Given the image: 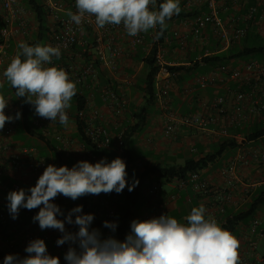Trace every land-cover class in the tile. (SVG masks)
I'll use <instances>...</instances> for the list:
<instances>
[{"label":"crops","instance_id":"0c3cea01","mask_svg":"<svg viewBox=\"0 0 264 264\" xmlns=\"http://www.w3.org/2000/svg\"><path fill=\"white\" fill-rule=\"evenodd\" d=\"M232 0H218L219 8L225 3H231ZM241 1V0H240ZM242 2V1H241ZM204 0H179L181 14L169 25V33L171 39L166 46L162 47V56L165 66H186L190 67L192 59L198 60V55L203 54L204 49H210L213 54H221L228 52L232 46L238 44L227 45L219 35L212 29H207L198 37L193 33V23L199 12H206ZM236 16L239 17L242 12L235 10ZM234 12V13H235ZM223 13V12H222ZM234 13H223L225 24L229 29L234 27ZM178 15V14H174ZM259 32V31H258ZM175 33L179 35L176 36ZM143 36L141 44L144 42L146 46L141 48V44L134 47L132 45L130 35L123 28L122 36L119 40L122 53L117 58L118 75L116 79L110 76V58L111 54L105 45H101L98 49L89 48L87 52L79 46L76 50L65 54L62 61H58L63 65L76 67L81 61V57H88L97 63L98 74L95 78L87 80L84 84L76 86L78 93L86 101L85 107V124L88 128H104L111 136L110 145L96 146L89 144L82 139L79 133L78 123L71 115V109H67L66 113L69 117L68 124L61 125L57 120L47 131L43 132L48 138L49 144L42 141L39 137H30L26 134L14 136L16 145L14 149L21 146H31L36 151L39 160H43L56 167L67 166L69 169L79 161H88L92 164L106 158L111 162L118 157L117 139L120 134H124L128 127L137 123L136 114L140 112V108L146 104V96L143 91L142 78L148 72L145 59L153 46L152 36L155 29L148 32L140 33ZM264 38L263 35H260ZM86 35L84 36V38ZM264 42V39L262 40ZM261 62L264 61L259 59ZM250 60L239 59L234 64H228L225 67L216 68L205 73L218 74L217 85L209 87L206 90L198 89V78L201 73L198 70L189 73L182 71L178 75L166 73L162 70L157 77V95L156 105L149 110V118L143 128L132 133L128 140V156L125 163H138L141 168V176L143 181L151 179L150 186L158 181L159 178L145 171L160 163L164 166L183 164L189 158L203 159L207 155L214 153L219 140L223 138H234L239 141L240 145L235 153L225 152L218 162L209 168L200 172L203 180L209 184L207 191H199L193 186L187 190L176 192L177 199L173 200V193L167 183H164L161 194L158 197L149 198L147 201L140 203V183L134 188L138 189V197L135 203L132 220H138L144 217H159L162 214L172 216L180 222H186V217L190 215L193 207L204 205L206 213L213 211L216 207H222L224 213L217 218L221 221L233 214H236L246 208L254 201L257 193L264 192V163L259 161V154L264 144L257 146H245L243 143V131H248L256 120L247 118L240 125H236L235 111L232 104H227L220 112L216 113L205 107V104L216 95L225 91L228 86L236 85V82L225 81V76L233 73L237 69H242ZM264 64V62H262ZM3 70L0 73V83L3 82L2 92L5 97L9 95L5 92L6 78L3 76ZM101 73H106V79H102ZM69 73L70 80L73 81ZM167 89V95H161L162 89ZM108 92H115L119 96V103H113L108 99ZM118 109L120 113H118ZM204 116L206 118L214 116L215 123L205 127L192 126L185 129L184 135L179 138H168L165 136L164 128L168 121L182 115ZM35 118L38 115L35 114ZM16 131L20 130L22 120H15ZM225 128L228 132L226 135L221 134V129ZM85 129V130H86ZM73 139L72 143L68 140ZM18 143V144H17ZM24 144V145H22ZM94 146V147H93ZM97 147L98 149H95ZM14 151V150H13ZM139 152L146 155L139 156ZM10 155V151H4L1 155L2 160H6ZM226 167L233 168V182L228 184V180L223 171ZM128 170L126 165V171ZM43 172H29L23 174L14 172L6 174L0 178V210H4L9 214L8 210V191L20 187L27 190L34 187L39 176ZM127 188V186L125 187ZM128 189V188H127ZM132 192V191H131ZM30 194V193H29ZM103 194L85 195L76 200L66 198L58 194L52 201L57 204L63 215L57 218L64 220L68 213L77 205L87 203L83 208V214L92 213L98 217L99 222L107 221V211L110 206L103 199ZM122 193H109L112 200H118ZM119 204H122L118 200ZM42 207V205H41ZM39 208V207H38ZM120 210V208H118ZM26 209L21 208L18 218L9 222V225L3 231V239H0V259L7 254V242L10 241L14 245L12 254L18 255L20 258L27 256L25 252L26 246L29 244V237L36 236V239H43L47 246V253L51 256L59 257L60 264H67L64 259L65 250L68 245L73 246L79 251L78 243L65 242L58 246L56 241L63 235L57 229L41 230L38 222H33L26 215ZM73 214V221L75 216ZM260 219L264 222V206L258 211L256 217L245 224H237L232 229V234L239 241L238 254L239 258H245L251 252V242H256L257 250L255 254V264H264V236H252L249 228L251 223ZM68 228L71 231H68ZM65 229L70 233H77L79 226L68 224L65 222ZM94 229L90 225V230ZM101 239L112 237L111 231L102 227L99 229ZM65 247V248H64ZM65 249V250H64ZM0 264H2L0 262Z\"/></svg>","mask_w":264,"mask_h":264},{"label":"clouds","instance_id":"9594fccd","mask_svg":"<svg viewBox=\"0 0 264 264\" xmlns=\"http://www.w3.org/2000/svg\"><path fill=\"white\" fill-rule=\"evenodd\" d=\"M76 8L75 13L67 12L76 25L82 23L85 14L94 16L101 28L123 24L130 36L146 33L159 25L157 38L167 27L166 20L181 11L179 0H165L158 8L156 0H76ZM18 47L21 51L3 72L6 81L16 89L17 97L26 98V102L34 105L36 115L51 122L58 120L66 126L69 122L66 110L71 107L70 101L77 89L63 68L49 66L54 59H60L59 47L29 46L25 42ZM3 87L0 83V89ZM8 102L0 92V130L6 122L21 118L19 111L14 117L5 114ZM127 175L126 163L120 157L111 162L103 158L95 164L79 161L71 169L49 164L27 192L21 188L8 193L9 214L15 220L21 208L39 207L33 222H38L41 230L57 229L63 233L56 241L58 246L65 242L78 243L79 251L69 247L65 254L67 264H239L238 239L222 228L216 218H206L203 204L191 209L186 222L166 214L144 221L133 220L131 232L124 241L114 237L101 239L98 229L90 230L94 214H83L82 205L71 209L64 220L57 218L63 215L60 207L52 202L58 194L76 200L88 194H120L126 186L131 192L139 181L133 179L129 184ZM73 214H77L74 221ZM65 222L78 225L79 231L67 232ZM103 226L115 231L117 225L104 221ZM25 252L28 255L23 258L6 255L3 264H60L59 257L47 253L43 239L30 241Z\"/></svg>","mask_w":264,"mask_h":264},{"label":"built area","instance_id":"2783aa9c","mask_svg":"<svg viewBox=\"0 0 264 264\" xmlns=\"http://www.w3.org/2000/svg\"><path fill=\"white\" fill-rule=\"evenodd\" d=\"M208 5V11L198 15L194 20L193 33L196 36H200L202 32L207 29L214 30L221 40L227 45L241 44L248 34V25L251 22H255L259 26L260 35L264 36V12L255 18L258 13V8L255 6H248L246 12L239 17L236 16L235 10L243 13L245 10V4L240 0H232L231 3H225L222 7V11L219 8L218 0H204ZM40 5L43 7L48 15L49 27H50V39L46 45L59 47L61 56L59 60L54 59L53 64L49 66H59L63 68L68 74L72 76L73 82L77 85L84 84L87 80L93 79L97 76V63L86 57H81V61L76 67L63 65L58 63L65 58V54L76 50L79 46L84 52H87L89 48L98 49L101 45H105L107 50L111 54L110 62V78L116 79L118 75L117 58L121 55L122 50L119 45L120 37L122 36L123 24L121 25H105L104 27H98L95 22V17L85 14L82 23L76 25L71 21L67 12L71 10L73 13L77 12L76 0H40ZM234 13L233 21L234 27L229 29L225 24L223 13ZM0 16L3 21V25L0 27V73L6 70L7 66L11 63L13 58L21 50L18 45L20 42L27 41L36 29L35 14L30 8H28L24 0H0ZM156 30V28H155ZM88 32L93 33L94 40L87 42L84 36ZM178 36V33H175ZM25 39V41H22ZM132 45L134 47L141 44L143 36L139 33L136 36H130ZM162 47L159 48L158 61L163 66L166 73H169L164 65V58L162 56ZM210 49H204L203 54L198 56V61H201L203 57L213 55ZM234 80L236 85L228 86L221 94L216 95L209 100L205 107L218 113L227 104H232L235 111V124L240 125L243 120L252 118L253 120L264 123V64L257 58L250 60L242 69H237L233 73L225 76L226 82ZM218 74H203L198 78V89L206 90L209 87L217 85ZM7 92V90L5 91ZM161 95L168 94L167 89L161 90ZM9 102L5 109V114L9 116H15L17 111L20 110V105L17 104L12 95L5 97ZM35 99V97H33ZM108 99L113 103H119V96L115 92H108ZM33 123L41 131L45 132L54 123L48 119L38 118L35 116V107L32 105ZM118 113L120 110L118 109ZM78 118L81 121L85 119V109L78 112ZM216 118L204 117L201 115H182L168 121L164 128L165 136L168 138H179L184 135L187 127L198 126L205 127L212 123H215ZM85 122V121H84ZM16 133L15 120L12 122H6L5 127L0 130V178L6 174L14 172H21L23 174L29 172H43L48 166V163L39 160L36 156L34 148L23 147L16 148L14 136ZM87 137L91 143L96 146L110 145L111 136L110 133L104 128H88L85 130ZM228 132L225 128L221 129V134L226 135ZM73 139L68 140V143H72ZM14 150V151H13ZM4 151H10V155L6 160H2L1 155ZM117 152L118 157L125 161L126 149L123 139V134H120L117 139ZM259 161L264 163V147L259 154ZM228 180V184L233 182V168L226 167L223 171ZM164 183H167L174 195L172 199H177L176 192L187 190L190 186H193L199 191H207L209 184L203 180L200 173H193L185 179H172L171 181L158 180L155 181L149 188V195L151 198L158 197L161 194ZM20 187H16L13 190H19ZM8 192L13 191L10 188H6ZM103 199L110 206L107 211L108 220H117L120 216V210L113 203L114 200L109 199V193L103 194ZM224 213L222 207H216L213 211L205 214V217L212 216L214 218H220ZM152 217H144L140 221L149 220ZM227 219L221 221V227L224 228L227 224ZM11 218L9 214L0 210V239H3V231L9 225ZM225 229V228H224ZM252 236H264V222L260 219L254 220L249 228ZM131 232V231H130ZM129 232V234H130ZM36 239L35 235L29 237V242ZM7 242V254H12L14 245L8 240ZM73 247L72 244L68 245ZM65 248V247H64ZM257 244L251 242V252L245 257L240 259L239 264H255ZM5 255V256H6ZM4 256V257H5ZM4 257L0 259L3 264Z\"/></svg>","mask_w":264,"mask_h":264},{"label":"trees","instance_id":"16d2710c","mask_svg":"<svg viewBox=\"0 0 264 264\" xmlns=\"http://www.w3.org/2000/svg\"><path fill=\"white\" fill-rule=\"evenodd\" d=\"M242 3H246L245 10L242 14L246 12V8L248 6H255L258 8V13L255 15V18H259V16L264 12V0H241ZM165 2V0H156V7L158 8L159 4ZM25 5L30 8L35 14L36 20V29L34 30L32 36L25 41L29 46H34L36 44L46 45L50 39V27H49V19L48 15L40 5V0H24ZM206 12L208 11V5L205 6ZM203 13V12H202ZM198 11V15L202 14ZM173 15L170 19L166 20L167 27L163 30V34L159 35L157 38V34L160 32V27L157 25L155 34L152 36L153 46L151 47L146 59L145 65L148 70L145 76L142 78L143 83V91L146 96V104L140 108V112L136 114L137 123L128 127V130L123 134L125 149H126V158L128 156V140L132 133L140 131L145 125L147 119L149 118V110L152 109L158 100L157 95V77L159 73L162 71L163 66L158 61V53L159 48L166 46L167 42L171 39V35L169 33V25L180 16ZM3 25V21L0 16V27ZM259 26L253 21L248 25V34L247 37L241 44L236 46H232V48L228 52H223L221 54H213L203 57L201 61H196L195 57L192 59L190 67L186 66H165L169 73L173 75H178V73L185 71L187 73L198 70V73L205 74L219 67H225L228 64H234L239 59L252 60L254 58L264 60V42L263 38L260 36ZM87 42H92L94 40V35L91 32H88L86 37L84 38ZM146 44L143 42L141 44V48L144 49ZM199 56V55H198ZM23 59V57H21ZM264 62V61H262ZM102 79H106V73H101ZM5 87L7 92L12 95L14 101L20 105L19 112L21 113L22 125L20 130L16 131L15 136L26 134L32 137H39L42 141L49 144L48 138L44 136L33 123V113H32V104L26 102V98H19L15 95L16 89L13 88L9 82L5 81ZM71 103V115L75 117L78 123V129L80 136L82 139L86 140L89 144H91L90 139L87 137L85 133L86 124L84 121H81L78 118V112L80 110L85 109L86 101L83 99L78 93L70 101ZM244 140L243 143L245 146H257L259 144H264V123L260 121H256L253 126L248 131H243ZM18 144V143H17ZM24 145V144H22ZM239 141L234 138H223L219 140L216 145L215 151L212 154L207 155L203 159H194L189 158L185 160L183 164L177 165H168L164 166L160 163L155 164L154 166L148 168L145 171V175L148 173L153 174L159 178V180L171 181L172 179H185L193 173H200L201 171L209 168L211 165L215 164L219 161L222 155L225 152L235 153L239 148ZM29 147V146H21ZM94 147V146H93ZM31 148V146L29 147ZM95 149H98L95 147ZM143 181V178L140 179V183ZM152 181V180H151ZM151 183V182H150ZM92 195V194H90ZM138 197V189L129 192L127 188H125L122 192V195L118 198L122 204L118 203V200H114L113 203L117 208H120V216L117 220H108L109 222L115 223L116 229L111 231L112 237L119 241H124L126 236L131 231V220L134 213L135 203ZM112 200V197H109ZM87 205L86 202L83 204V208ZM264 206V192L257 193L254 201L246 208V210H242L236 214H233L231 217H228L227 224L224 227L232 233V229L239 223L247 224L252 219H254L259 210ZM39 208L33 210H25L26 215L30 220H33V217L39 212ZM89 214V213H86ZM92 214V213H91ZM72 219H74L72 217ZM91 226L94 229H100L103 227V222H99L98 217L94 215V220L91 223ZM68 231L71 229L68 228Z\"/></svg>","mask_w":264,"mask_h":264},{"label":"rangeland","instance_id":"374dc122","mask_svg":"<svg viewBox=\"0 0 264 264\" xmlns=\"http://www.w3.org/2000/svg\"><path fill=\"white\" fill-rule=\"evenodd\" d=\"M22 41H25V39H22ZM4 90H7L6 87H5ZM138 155L143 157L146 154L144 152H139ZM126 165H127V168H128V170H127V174L128 175H127V178H126L128 180V183L131 184L133 182V179H137L138 181H140V179H142V176H141V168H140L139 164L138 163L127 162ZM156 177L157 176H155V178ZM150 181H151V179H145L140 184V196H139V202L140 203H143V202L147 201V199L149 198L148 187L150 185Z\"/></svg>","mask_w":264,"mask_h":264}]
</instances>
